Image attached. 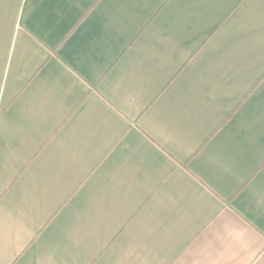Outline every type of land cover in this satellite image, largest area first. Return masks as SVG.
Listing matches in <instances>:
<instances>
[{
    "label": "crops",
    "instance_id": "0c3cea01",
    "mask_svg": "<svg viewBox=\"0 0 264 264\" xmlns=\"http://www.w3.org/2000/svg\"><path fill=\"white\" fill-rule=\"evenodd\" d=\"M0 264H264V0H0Z\"/></svg>",
    "mask_w": 264,
    "mask_h": 264
}]
</instances>
